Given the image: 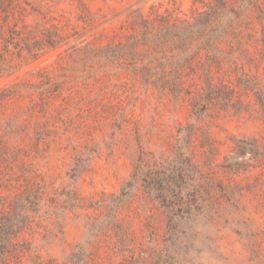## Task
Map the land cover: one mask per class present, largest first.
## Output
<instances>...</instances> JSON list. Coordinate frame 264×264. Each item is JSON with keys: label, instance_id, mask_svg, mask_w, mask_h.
Wrapping results in <instances>:
<instances>
[{"label": "rangeland", "instance_id": "obj_1", "mask_svg": "<svg viewBox=\"0 0 264 264\" xmlns=\"http://www.w3.org/2000/svg\"><path fill=\"white\" fill-rule=\"evenodd\" d=\"M10 4L0 0V21L33 30L36 40L57 29L61 46L44 47L0 80V148L14 156L13 168L1 176V195L14 183L44 188L50 205L23 235L36 253L61 263L86 239L88 222L119 194L140 156L170 154L189 114L187 103L145 90L101 52L134 33L138 9L143 19L174 22L191 19L202 6L192 0H13L9 10ZM208 125L222 145L204 148L210 161L203 170L218 186L212 197L223 205L200 224L190 258L193 264H264L249 236L264 238V170L256 167L262 148H231L263 129L230 117L209 119ZM229 196L237 203L228 216L223 208ZM116 210L131 237L126 264H154L152 251L162 247L166 227L162 212L138 187ZM119 231L91 243L104 264L121 262L110 251Z\"/></svg>", "mask_w": 264, "mask_h": 264}, {"label": "trees", "instance_id": "obj_2", "mask_svg": "<svg viewBox=\"0 0 264 264\" xmlns=\"http://www.w3.org/2000/svg\"><path fill=\"white\" fill-rule=\"evenodd\" d=\"M9 2L8 9L12 10L13 0ZM192 3H199L202 10L191 19L174 22L169 18L143 19L141 10H136L140 21L132 24L134 33L101 52L103 59L126 69L145 90L157 91L176 104L187 103L188 119L178 128L170 154L159 160L140 156L119 194L104 202L105 206L101 204L102 212L88 222L86 239L61 263L36 253L32 240L23 235L34 217L50 205L44 198V188L14 183L7 187V194L1 195L4 185L0 182V264H104L96 257L99 246L97 250L91 243L121 228L110 251L120 257L121 262L116 264H126L132 251L131 237L120 226L116 209L131 198L137 187L165 218L162 247L152 251L154 264H193L190 256L197 251L200 224L208 222L223 205L212 197L218 186L213 187L203 170L204 162L210 161L204 148L222 145L211 133L209 119L230 117L260 124L262 133L236 141L231 148H262L257 153L256 167L264 170V0ZM33 32L0 21V80L11 77L20 62L44 47L61 46L57 29L53 36L44 35L40 40ZM95 54L93 57H100ZM13 160L9 149L0 148V179L13 168ZM261 175L264 177V172ZM234 203L237 201L229 196L223 208L228 216L235 212H230ZM249 236L255 239L253 252H262L264 258V238L257 232Z\"/></svg>", "mask_w": 264, "mask_h": 264}]
</instances>
